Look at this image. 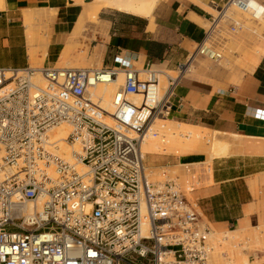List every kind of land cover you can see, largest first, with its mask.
<instances>
[{
    "label": "built area",
    "instance_id": "1",
    "mask_svg": "<svg viewBox=\"0 0 264 264\" xmlns=\"http://www.w3.org/2000/svg\"><path fill=\"white\" fill-rule=\"evenodd\" d=\"M219 1L264 9L258 0ZM224 6L214 5L218 15ZM216 26L214 18L174 74L163 72L158 97L160 71L124 56L100 68L0 67V264H214L221 243L191 196L204 168L182 163V177L151 179L141 146L158 136L155 121L167 119L194 57H221ZM119 73L108 111L90 89ZM61 123L72 162L48 147Z\"/></svg>",
    "mask_w": 264,
    "mask_h": 264
},
{
    "label": "crops",
    "instance_id": "2",
    "mask_svg": "<svg viewBox=\"0 0 264 264\" xmlns=\"http://www.w3.org/2000/svg\"><path fill=\"white\" fill-rule=\"evenodd\" d=\"M70 1L2 0L0 67L22 68L30 63L24 12H30L37 23H47L46 14L54 12L53 31L46 47L49 54L58 52L68 24L81 11ZM258 1L264 6V0ZM217 2L157 0L151 17L102 11L107 15H98V19L105 32L94 45L99 47L102 66H116L118 58L124 56L142 67L153 69L165 63L174 68L201 41L207 30L205 22L214 19L206 7H214ZM257 39V61L236 82L226 81L223 72L194 66V75H184L170 98L167 119L214 133L230 144L226 154L212 157L191 192L201 218L215 230H233L241 224L252 229L260 218L264 221V39ZM186 159L179 164L203 163L205 154L188 155ZM171 162L163 157L153 160L156 165ZM256 258L249 255L247 264H264L263 252L256 253Z\"/></svg>",
    "mask_w": 264,
    "mask_h": 264
},
{
    "label": "rangeland",
    "instance_id": "3",
    "mask_svg": "<svg viewBox=\"0 0 264 264\" xmlns=\"http://www.w3.org/2000/svg\"><path fill=\"white\" fill-rule=\"evenodd\" d=\"M70 2L74 3V6L78 10L81 7L80 3L76 0H71ZM217 4L224 6V4L220 1L217 2ZM206 9L214 16V18H216L217 26L213 39L220 43L219 51L221 53V57L217 60H212L197 54L194 57L191 68L189 71L185 72V75H194V66H197L206 70L211 69L213 71L223 72V78L226 81L236 82L237 80H234V76L236 74H240L241 76L244 72L249 70L248 64L247 69L243 67L242 59L246 54H253L259 49V45L255 42L256 38H258L257 41L261 38L264 39V13L259 17H253L250 12L242 11L232 4L224 6L219 15L216 9H212L210 7H206ZM107 10L113 12L117 11L114 8H103L98 14L99 17L107 15L105 12H102ZM79 14L77 15V19ZM53 15L54 12L49 11L45 17L47 23L42 21L37 23L33 19L31 24L26 27L27 30H30V34L33 38L32 46L29 49L30 51L32 50V55H30L29 51L30 63L27 66H31V64H33V69H35V67L36 69L62 68L55 67L56 62L59 60L60 54L70 38V33L77 19H75V17L72 24H68L67 33L64 36L65 39L61 44H59L62 46L60 50L56 53L52 52L49 54L47 53L46 46L53 31ZM235 23H237L236 30L234 32L230 31V25ZM211 24L212 23L206 21L204 27L208 29ZM104 32V26L99 19L96 22H89V20H87L81 33L75 37V40L71 43L70 52L72 64L80 65V67L100 68L102 66V57L98 50L99 47L94 45L98 41L97 39H99V36L104 34ZM193 50L194 49H192V51ZM135 66L139 67L138 65ZM153 69L163 70L174 74L172 68L167 67L165 63L153 66ZM159 76V93L162 95L166 87V79L162 74ZM161 123L163 122L158 119L155 121V128L158 129L159 134L153 138L157 139L160 143L157 152L144 154V164L151 179L163 180L174 177L175 175L182 177L183 167L179 164V162H182L183 160L187 161L186 156L188 155L197 156L199 153L205 154V161L203 163H193L192 166H195V169H199L200 167H203L204 169L209 168L210 161L213 157L211 154V142L214 138H217L214 133H203L204 138L201 144L199 146H195L194 150L190 151V153L182 155L179 148L175 145V141L178 140L173 142L168 139L166 128L165 126H161ZM172 124L177 126L175 125L176 123ZM165 125L169 126L167 123ZM161 138H164L165 141L163 142ZM161 157L168 159L170 162L171 160L173 162L175 161L176 163L174 165H172V162L171 165L166 163L156 165V163H153V160L161 159ZM209 225L214 230V239L220 241L221 243V247L218 248L213 255L214 264H247L249 255H253L254 258L257 259L256 253H264V221L261 218L257 227L252 229H247L246 227L241 234L229 233L227 229L215 230L211 224ZM222 251H224L225 257L221 255Z\"/></svg>",
    "mask_w": 264,
    "mask_h": 264
},
{
    "label": "bare ground",
    "instance_id": "4",
    "mask_svg": "<svg viewBox=\"0 0 264 264\" xmlns=\"http://www.w3.org/2000/svg\"><path fill=\"white\" fill-rule=\"evenodd\" d=\"M76 1L80 3L81 12L70 33V38L68 39L66 45L64 46V49L60 54V58L56 62L55 67H80V65L72 64L71 52H70L71 43L75 40V37H77L81 33L83 26L87 20H89V22H96L98 20V14L103 8H114L122 12H127L144 17H151L152 10L157 0H90V1L76 0ZM1 2L2 0H0V6H1ZM210 8L214 9V7H210ZM252 9L256 10V17L260 16V12L261 14L264 13V9L263 11H261L262 6L260 7L255 2L252 3ZM252 9L250 8L248 12L252 13L254 11ZM32 18L33 15L30 12H24L23 19L25 24L29 26L31 24ZM149 29L150 30L153 29V24L151 21L149 24ZM26 35H27L28 44L32 46L33 38L32 35L30 34V30H27ZM258 51L260 52V49H258ZM30 55H32V50L30 51ZM257 57L258 55L255 53L249 55L246 54L242 59L243 67L247 69V64H248V69L251 70L255 62L257 61ZM138 66L140 68L141 63H138ZM30 67H33V64H31ZM158 71H160L159 75H161V73L163 75L164 72L163 70H158ZM122 78L123 75L119 73L117 81L97 83L95 84V86H93L90 89L91 95L95 98H101L103 107L108 111L111 109L112 106L111 99L113 93L115 89L118 87V85L122 82ZM239 78H240V74H236L234 76V80H238ZM158 79H160V76L158 77ZM34 80L36 84L41 85L43 83V80L39 73L35 74ZM158 96H160L159 87H157L155 91V97ZM138 98L139 97L135 96L134 100L137 101ZM160 121L163 122L161 123V126H165L166 128L168 139H170L173 142L175 140H178L175 141L176 142L175 145L176 147L179 148V151L181 152L182 155L186 153H190V151L194 150L195 146H199L203 141L204 138L203 133H205V131L202 130L201 128L189 126L186 124L182 125V123H178V124L176 123L175 125L177 126H174V124H172L174 122L170 119H161ZM166 123L169 126H166L165 125ZM69 130L70 127L67 123H61L59 125L52 127L48 131V135H49L48 147L50 151H52L53 153L62 156L66 161L72 162L73 155L71 149L75 147V145H73L72 147V145L70 146L65 140V137ZM161 139L163 142L165 141L164 138ZM211 144H212L211 146L212 156H219L221 154H226L230 146V144L226 140H221L218 138H214ZM159 146L160 143L158 142L157 139L153 137H148L142 142L141 149L144 154L146 153L152 154L157 152ZM244 228H245L244 225L241 224L240 227H237L236 229L233 230H228V232L234 234L235 233L241 234V232L244 231Z\"/></svg>",
    "mask_w": 264,
    "mask_h": 264
}]
</instances>
